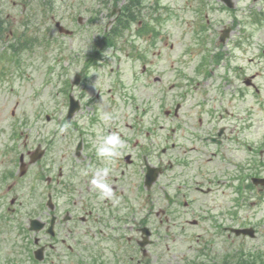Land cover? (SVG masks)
Instances as JSON below:
<instances>
[{
  "label": "rangeland",
  "instance_id": "obj_1",
  "mask_svg": "<svg viewBox=\"0 0 264 264\" xmlns=\"http://www.w3.org/2000/svg\"><path fill=\"white\" fill-rule=\"evenodd\" d=\"M42 1V0H40ZM233 7L218 8L221 4L218 0H213L206 10L198 12L197 7L188 5L187 0H160V25L161 34L166 37L168 43L173 46L183 47L190 38V44L193 47L200 48L203 57L206 58L210 69L204 68L203 73L209 71L208 79L203 78L202 88H207L210 82L222 86V70L220 66L215 67L211 64L212 55L215 52L214 36L217 29L224 24H236L238 28L251 30L248 25L250 16L259 13L264 19V0H232ZM39 0H0V14L4 18L5 29L4 35L0 36V132H8L10 126H16L12 123L11 110L17 112H41L40 119L45 121L44 113L54 117H59L61 109V98L58 95L60 81L72 78L75 68L81 66L84 54L88 53L92 47L98 46L99 38L102 32L106 30L108 23L104 17L105 7H101L94 0H53L51 9L46 10L45 6H38ZM103 11V18L97 17L95 12ZM208 13V29L205 31L201 26L202 15ZM97 13V12H96ZM99 15V13L97 14ZM165 16V17H163ZM181 16V18H179ZM53 18V21L50 20ZM79 18H81L79 20ZM54 20L60 22L66 29L71 30V34H60L54 27ZM252 41L254 42L251 49L246 54L253 57V63L245 66L244 60L238 61L242 67L240 72H254L258 69L264 70V22L255 25ZM197 29V32H195ZM237 29H234V37L237 35ZM20 32L27 35L30 39V47L21 48L18 55L14 54L11 61L3 60V55L11 53L12 48L9 44L17 43V37ZM204 36L205 40H204ZM197 38V39H196ZM22 41V39H20ZM116 45H121L119 39ZM204 45L206 48H204ZM162 47L163 44L161 43ZM167 52V49L164 50ZM229 53V51H227ZM105 55V51L103 52ZM75 59H78L77 61ZM76 63V64H75ZM234 63V61H232ZM6 68L1 69L3 66ZM163 64H161V67ZM194 64L190 61L185 65V70L194 72ZM77 69V68H76ZM246 69H248L246 71ZM3 71V73H1ZM121 71V70H120ZM119 71V73H120ZM202 76V71H199ZM88 79L87 87L90 90L101 85L104 88L114 87L109 82L108 74L104 70L98 71ZM102 75H104L102 77ZM171 79V72L166 74ZM122 82L132 85L126 68H123ZM260 85L261 93L249 98L247 103H240V108L244 106L253 113L252 120L255 121L256 140L254 146H258L260 139L264 134V74L256 79ZM242 88L241 83L237 82ZM215 86H213L214 88ZM231 90V87H229ZM142 91L146 93L148 89ZM259 91V92H260ZM217 95L216 91L211 92V96ZM212 103H216L212 101ZM211 110H218L217 103ZM32 117V114H28ZM21 114L16 115V121L21 120ZM160 120L161 117L159 118ZM226 123V122H225ZM233 126L232 122L226 123ZM19 124L18 126H23ZM27 126V125H25ZM55 126L41 123L40 132L51 129ZM251 130V133L253 132ZM8 138L7 133H0V143H4ZM264 150V143L261 144ZM261 159L256 157V160ZM217 164V163H216ZM256 168L260 169V164L256 162ZM214 168L216 165H209ZM231 166L229 169L231 171ZM220 168H218L219 170ZM215 172L218 171L215 169ZM223 175V173L221 172ZM30 178H19L15 181H1L0 184V264H97L92 260V247L82 245V250L75 257H68L57 250L53 261L45 258L42 261H36L31 255L30 237L32 234L26 231L28 219L38 215L34 212L41 203L42 198L38 195L32 197L28 192ZM216 183V182H215ZM11 185L8 194L1 196L7 186ZM216 185V184H215ZM37 189L39 186L37 185ZM215 192L211 195L197 198L198 202L188 211L177 210L174 222L168 232L160 230V236L155 239V243L160 239L161 244H152L148 246L149 255L158 256L157 260H150L149 264H229L231 260L239 254H252L264 259V191L256 190L253 194L243 196L237 194V219L234 224L237 227L251 226L254 232L249 236H236L230 234L227 236L226 231L221 230L218 223L224 222L225 212L231 203V197L227 198V191H221L218 187H213ZM225 192V193H224ZM224 193V194H223ZM14 197V204H9V200ZM205 205L200 207V202ZM228 202V203H227ZM236 205V204H235ZM65 206H63L64 208ZM13 208V212L10 209ZM193 209V210H192ZM145 211L138 214L139 217L144 215ZM223 213V214H222ZM41 215V214H40ZM196 220V224H193ZM129 235V232L126 233ZM164 237V238H163ZM88 244V243H87ZM96 254V251L94 252ZM134 255L133 247L125 245L120 253L112 255L110 251L104 252L101 261L98 264H133L129 261V256ZM117 256V257H116ZM247 257L249 255H246Z\"/></svg>",
  "mask_w": 264,
  "mask_h": 264
},
{
  "label": "flooded vegetation",
  "instance_id": "obj_2",
  "mask_svg": "<svg viewBox=\"0 0 264 264\" xmlns=\"http://www.w3.org/2000/svg\"><path fill=\"white\" fill-rule=\"evenodd\" d=\"M99 1L102 5H112L109 18L113 24L132 20L134 14L128 10L129 7H142L141 15L136 19L137 25L133 28L129 25L125 27L126 33L140 41L136 43V46L106 48L111 51L106 57L109 63L104 61V64L112 72L115 68L119 69L121 61L129 62L127 69L131 71L129 74L131 83L135 84L137 77L145 78L146 88L153 86V90H148L149 93L146 94L134 93L132 91L141 92L144 85L137 88L133 85L129 87L131 91H128L129 88L125 84L114 81L113 86L118 89L112 93L110 88L106 90L109 94L104 101L107 104L106 110L97 112L96 119L89 121L88 129L74 127V134L69 137L76 140L73 151L71 147H68V155L61 154L57 143L46 141V139L42 159L35 167L34 173L48 184L56 183L53 191L61 188L73 194V203H79V207L83 209V214L77 216L84 224L82 233H88L95 242L120 238L121 229L109 225L106 219L109 215L111 219L114 218L109 208L118 211L127 198H137L143 194L149 199L145 203L147 214L140 220L135 230L139 232L138 229L141 226L149 228L150 244L148 246H150L160 236V224L164 225V229L168 232L167 222L173 218L174 214H169L173 206H189L188 201L184 199L187 194L195 193L201 198L202 194L214 191L213 187L235 189L234 183L239 179L234 177V174L224 173L225 167L228 166L224 164V161L229 155L239 158L242 151L246 156V153L251 150L249 143L251 138L248 132L250 129L248 119L243 126H240L239 122L238 107L244 94L240 96V88L235 81L239 80L240 73L237 67H229L228 64L233 60L246 59L250 62L252 59L245 55L248 46H242L244 34L239 31V35L234 38L233 54L230 52L223 59L222 83L225 89L231 87V91L228 94L225 90L220 93L216 100L217 111L208 110L204 95H193L192 98L191 94L187 93L186 84H180L187 64L184 61V53L172 54L173 46L168 48L170 53H161L159 33L153 29L158 0ZM142 18L146 22L151 21V26L142 22ZM161 60L171 61V67H169L173 78L171 83L164 73H158ZM175 65L179 68H175ZM133 70H138L139 74L133 73ZM150 79L153 84L150 83ZM161 92L165 93L164 96L160 95ZM162 98L167 101L165 108L161 111ZM246 112L248 116V110ZM106 114H111L112 119L105 120ZM160 117L163 120H160ZM225 122H232L233 126ZM96 127L102 128L104 132L101 136L102 140H98L99 144L90 143L92 135H95L92 130ZM82 130H88V132L85 133ZM112 133L118 134L123 144L118 149V155L113 158L98 157L97 147L104 137ZM78 142L82 145L76 152L75 146ZM203 156L204 160H202ZM26 157H29V151L26 152ZM209 165H216V167L210 168ZM103 168L109 169L107 176L101 179L111 188L110 197H104L101 190L93 183L97 170ZM148 168H156L158 175L150 185H145ZM192 171L195 172L196 177L193 187L190 186V182L187 184V178ZM221 172L226 178L225 181L222 180ZM5 174L10 176L12 172L7 171ZM215 176L219 178L218 185L213 183ZM160 178H162V184H160ZM163 191L169 192L172 202L166 203L163 214L160 216L157 214L159 207H152V204L157 201L156 198ZM56 221L51 235L45 229L49 223L46 219L44 228L40 231L39 246L44 247L45 253L55 249L50 242L54 241L62 230L57 228L58 221ZM108 226L110 232H107ZM74 229H67L66 236L76 243L80 231L76 227ZM63 243L64 239L61 238V246H64ZM67 248L70 249V246L68 245ZM148 256L151 257L149 254ZM151 258L157 260L158 256L155 254Z\"/></svg>",
  "mask_w": 264,
  "mask_h": 264
},
{
  "label": "clouds",
  "instance_id": "obj_3",
  "mask_svg": "<svg viewBox=\"0 0 264 264\" xmlns=\"http://www.w3.org/2000/svg\"><path fill=\"white\" fill-rule=\"evenodd\" d=\"M105 120L112 119L111 114H106L104 116ZM123 146L121 138L118 134L112 133L106 137H104L102 143L97 147L96 154L98 157L102 158H113L118 155V149ZM109 169L103 168L97 170L96 179H94L93 183L97 185V187L101 190L104 197L111 196V188L102 182V177L107 176Z\"/></svg>",
  "mask_w": 264,
  "mask_h": 264
},
{
  "label": "trees",
  "instance_id": "obj_4",
  "mask_svg": "<svg viewBox=\"0 0 264 264\" xmlns=\"http://www.w3.org/2000/svg\"><path fill=\"white\" fill-rule=\"evenodd\" d=\"M260 263L259 261L253 257H247L245 258L244 255H241L239 258H237L235 261L230 262L229 264H264V259H261L259 257Z\"/></svg>",
  "mask_w": 264,
  "mask_h": 264
},
{
  "label": "water",
  "instance_id": "obj_5",
  "mask_svg": "<svg viewBox=\"0 0 264 264\" xmlns=\"http://www.w3.org/2000/svg\"><path fill=\"white\" fill-rule=\"evenodd\" d=\"M226 2H228L229 0H225ZM59 30H62V28L61 27H59ZM235 231V233L236 234H238V233H244V234H249V235H252L253 234V229L252 228H245V229H236V230H234ZM36 256L38 257V258H40V256H38L37 254H36Z\"/></svg>",
  "mask_w": 264,
  "mask_h": 264
}]
</instances>
